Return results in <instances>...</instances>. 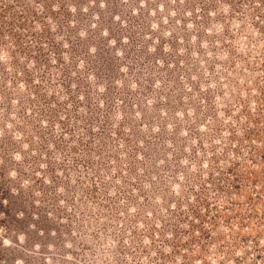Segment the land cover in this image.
Wrapping results in <instances>:
<instances>
[{"label": "rangeland", "instance_id": "rangeland-1", "mask_svg": "<svg viewBox=\"0 0 264 264\" xmlns=\"http://www.w3.org/2000/svg\"><path fill=\"white\" fill-rule=\"evenodd\" d=\"M0 264H264V0H0Z\"/></svg>", "mask_w": 264, "mask_h": 264}]
</instances>
